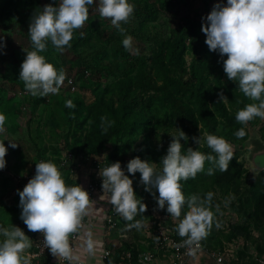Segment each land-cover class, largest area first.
<instances>
[{
    "label": "rangeland",
    "instance_id": "374dc122",
    "mask_svg": "<svg viewBox=\"0 0 264 264\" xmlns=\"http://www.w3.org/2000/svg\"><path fill=\"white\" fill-rule=\"evenodd\" d=\"M57 2L58 0H0V43L4 45L0 48V113L6 116L5 132L0 134V140H4L8 149L5 156L6 167L0 169V226H18L28 237L29 230L20 219L22 209L19 207L17 190L22 191V187L18 180L30 174L37 160L44 159L61 166V157L68 149L81 158L96 152L114 163L126 158L127 164L131 159L139 157V151L144 148L141 141L146 131H149V142L167 154L171 135L178 134L180 127L170 118L169 101L159 91L148 89L141 78L150 77L149 65L153 52L171 35L172 30L185 26L186 43L191 47L186 54L187 62L201 50L204 54L201 53L199 62L207 70L211 66L217 70L220 62H223L218 52L209 50L205 43L206 35L201 28L213 7L217 3L226 5L227 0H129L135 5L134 14L122 27L126 29L127 35L133 37L135 51L132 52L125 50L122 45L124 36L111 25L110 20L100 17L96 0L90 6L89 19L84 27L74 33L71 47H66L61 53L48 41L46 50L40 53L57 70L63 68L66 72L59 94L33 97L19 79L26 51L33 49L28 33L29 24L36 10H42L49 3L55 6ZM81 31L84 33L83 37L79 35ZM192 34L196 36L194 44L191 43ZM114 46V49L122 46L116 54L113 53ZM98 48H103V51L95 56L89 55V52ZM115 58L118 59V66L114 72L97 71L91 67L86 69L84 66L89 61L108 68ZM126 76L133 78L132 87L137 97L134 107L143 109L149 121L144 126V131L137 132L133 140L127 135L110 137L100 145L96 144L94 149L90 142L97 137L91 133L89 121H83L78 110L84 105L90 106L95 101V94L105 93L107 96L105 86L110 85L118 90V81ZM69 78L73 80L74 90L68 86ZM67 100H72L75 108L66 107ZM253 102L243 93L231 101L223 102L222 112L217 114L216 133H207L197 128L194 133L187 135L186 142L181 141L183 153L191 147L205 154L215 155L205 140L202 139L199 146L192 139L203 138L206 134L223 137L232 145L234 157L227 171H220L206 161L204 171L199 172L194 179L180 181L186 197H203L208 192L214 194L213 227L206 238L212 240L214 249L219 247V251L226 254L225 264L258 262L264 250V169L256 170L249 159V152L258 146V141L261 140L264 144V119L256 117L246 125L236 121L237 112ZM242 127L246 134L243 138H237L234 133ZM9 141L17 143V147L11 148ZM158 160H152V163L157 164L156 170L160 172L163 166ZM210 167L214 168L213 175L207 174ZM59 170L69 186H76L69 179L68 170L63 167ZM130 177L137 199H142L147 205V211L138 213L134 221L122 220L123 217L118 215L114 227L108 228L105 247L116 250L114 246H118L121 249L119 253L122 249L123 252H130L129 264H145L138 261L139 254L143 252H151L157 257L153 263L148 264H160L159 256L163 260V254L168 257L166 249L160 248L162 243L158 230L167 236H173L177 233L180 221L170 217L166 207L164 210L158 208V191L155 188L152 192L145 191L139 172L130 174ZM217 207L219 211L216 210ZM186 212L187 207L182 210L180 219ZM135 220H143L145 226L140 230L129 229L128 224ZM217 223L219 228L216 227ZM235 225L237 226L234 227ZM234 233L238 236H233ZM2 240L3 236L0 235V241ZM200 258L197 264H214L213 259L203 253ZM253 258L256 260H252Z\"/></svg>",
    "mask_w": 264,
    "mask_h": 264
},
{
    "label": "clouds",
    "instance_id": "9594fccd",
    "mask_svg": "<svg viewBox=\"0 0 264 264\" xmlns=\"http://www.w3.org/2000/svg\"><path fill=\"white\" fill-rule=\"evenodd\" d=\"M94 3L96 0H58L55 6L49 3L42 10L35 11L28 32L33 49L25 50L27 54L19 74L26 91L33 97L59 94L66 72L63 68L57 70L40 53L46 50L48 41L61 53L66 47H71L74 33L84 27L89 19L90 6ZM134 10L135 5L129 0H98L97 3L100 17L109 19L111 25L124 36L122 45L129 52L135 51L133 37L126 34L122 24L129 22ZM201 30L206 35L205 43L209 50L218 52L223 60L228 80L237 82L239 90L254 101L237 112L236 121L246 125L256 117L264 119V0H227L226 5L217 3ZM79 35L83 37L84 33L81 31ZM3 47L0 43V48ZM225 56L227 59H223ZM219 100L227 101L223 92L219 93ZM65 105L75 108L72 100H67ZM100 119L101 128L107 133L115 121L106 116ZM5 121L6 116L0 113V134L5 132ZM245 134L243 127L234 133L237 138H243ZM171 137L167 154L160 162L163 166L160 172L156 170V163L143 161L139 157L127 163V172L141 174L145 191L152 192L153 188L158 191V198L153 193L158 208L164 210L166 207L170 217L180 221L176 231L181 238H185L180 246H186L189 254H195L200 248V241L207 237L213 227L214 194L208 192L203 197H186L180 181L194 179L204 171L206 161L220 171H227L234 153L232 145L225 138L214 134L192 139L199 146L201 140H205L215 155L191 147L183 153L181 141L186 142L188 136L181 129ZM9 146L15 149L17 143L9 141ZM7 150L4 140H0V169L6 167ZM60 167L62 165L51 161L36 163L34 177L22 191L17 190L19 207L22 209L20 219L30 232L43 235L44 249H48L53 257L69 264H79L82 257L95 256L102 247L90 230H84L83 220L89 215L94 201L81 186H69ZM207 174L213 175L214 168H208ZM100 176L103 192L110 193L111 205L126 221H134L138 213L147 211V205L141 198L137 199L133 180L125 174L119 161L101 170ZM185 207L187 212L180 219ZM216 210L219 211L218 207ZM144 226L143 220L128 224L129 229L140 230ZM216 227H220L219 223ZM0 235L3 236L0 241V264H31L34 255L28 250L32 247V240L20 227L0 226ZM73 235H78L81 241L79 249L71 243Z\"/></svg>",
    "mask_w": 264,
    "mask_h": 264
},
{
    "label": "trees",
    "instance_id": "16d2710c",
    "mask_svg": "<svg viewBox=\"0 0 264 264\" xmlns=\"http://www.w3.org/2000/svg\"><path fill=\"white\" fill-rule=\"evenodd\" d=\"M185 35V26H179L171 31V35L160 43L153 52L149 65L150 77H142L141 82H144L148 89L162 93L169 101L171 106L169 111L170 118L176 121L186 135L194 133L197 128L207 133H216L218 125L217 114L222 112L221 108L223 105V102L219 100V93L223 92L227 97V101H231L242 92L239 90L237 82L228 80L223 69V62H220V67L217 70L212 66L207 70L199 62L201 53L204 54L202 50L193 54L192 58L187 62L186 54L190 51L191 47L186 43ZM192 35L193 40L191 43L194 44L196 36ZM121 47L114 49V46L113 53L116 54ZM192 47L194 48V45ZM102 51L103 48H98L89 52V55L95 56ZM106 54L107 52L104 55ZM117 62L118 59L115 58L112 65L108 68L105 67L106 69L89 61L85 62L84 66L86 69L91 67L97 71L107 70L108 72H114L117 70ZM118 84L120 85L118 90L110 85L105 86V90L108 93L107 96L105 93L95 94V101L90 106L84 105L78 110V114L82 116L83 121H89L91 133L97 137L91 139L90 145L92 148L96 144L100 145L99 143L110 137L118 138L127 135L133 140L137 132H141L140 130L144 131V126L149 121L143 109H136L134 107L137 97L132 87L133 78L126 76L120 79ZM102 116L115 121L107 133H104L101 128L100 118ZM141 146L144 148L139 151V158L143 161L152 162V160L159 159L158 163H160L166 155V153L159 151L149 142V131L145 132ZM98 153L100 152L92 155ZM73 158L77 159L79 157L74 153ZM40 160L46 161L44 159ZM105 161L109 164L114 163L108 157L105 158ZM126 161L125 158L119 162L124 164ZM63 168L64 170H68L69 179L78 185L77 181L71 179L70 169L68 167ZM232 235L238 236L236 233ZM172 237L177 240L183 239L178 235V232ZM211 241V239L205 238L201 240V243L209 249L221 250L219 247L214 249V244ZM109 247H111L110 244ZM106 248L108 247L106 246ZM114 248L116 250L108 248L113 252H111L109 260L117 263H126L127 260L122 255L123 249L119 253L120 248L118 246H114ZM263 251L261 253H264Z\"/></svg>",
    "mask_w": 264,
    "mask_h": 264
},
{
    "label": "built area",
    "instance_id": "2783aa9c",
    "mask_svg": "<svg viewBox=\"0 0 264 264\" xmlns=\"http://www.w3.org/2000/svg\"><path fill=\"white\" fill-rule=\"evenodd\" d=\"M70 81V83H69ZM68 86L71 90L75 89L73 85L72 78L68 80ZM41 162V160H37L33 164V168L30 174L26 175L24 178H19L18 182L21 184L22 190L28 183V181L34 177L36 163ZM62 167H68L70 169V177L71 179L79 182L80 178L83 176L85 179L82 188L86 190L90 196V198L95 200H105L106 201V217H105V226L107 228L114 227L116 220L118 218V213L115 211V208L110 203V193H104L102 189V177L100 176V171L104 168L110 166L109 163L105 161V158L101 155V153L88 156L85 158H73V154L70 151L64 152L61 159ZM122 169L125 171L126 175L130 174L127 172V164H121ZM158 237L161 239L162 246L161 249H166L169 255L168 264H187L197 253H204L206 256L211 257L214 261V264H225V253L220 252L219 250H212L205 247L200 241V248L196 250L195 254H189V249L184 246H180L183 243V239L177 240L172 236L165 235L161 230H158ZM29 238L32 240V247L28 250L29 253L34 255V258L31 260V264H69L68 261L58 260L56 257H53L48 249H44L43 243V235L39 232H29ZM77 239L78 235H73L70 240L72 245L77 248ZM44 249L43 252L41 250ZM124 259L127 260L124 262H114L109 260L111 256V251L105 247L104 243H102V250L98 254V264H129L131 261V253L128 251H124L122 253ZM157 257L151 252H143L139 254L138 261L148 264L153 263ZM79 264H85L83 258L79 262Z\"/></svg>",
    "mask_w": 264,
    "mask_h": 264
},
{
    "label": "crops",
    "instance_id": "0c3cea01",
    "mask_svg": "<svg viewBox=\"0 0 264 264\" xmlns=\"http://www.w3.org/2000/svg\"><path fill=\"white\" fill-rule=\"evenodd\" d=\"M79 182L81 183L80 186L82 187V185L85 182V179L83 176L80 178ZM106 204L107 203L105 200H100V199L95 200L92 204L89 215L86 216L83 220L84 230H90L93 233L94 238L99 240L101 244L104 243V245H105L106 237L109 232V229L105 226V221H104L106 217ZM76 244H77V249H79L81 246V241L79 240V238L77 239ZM101 250H102V247H100L97 250L95 256L82 257L85 264H98L99 263L98 254L101 252ZM166 255L168 258H166L165 254H163L164 260L161 259L160 256L158 257L159 259L158 261L160 262V264L163 262L165 264H168L170 254L167 252ZM200 257H202L201 252L197 253L187 264H197L198 260H201ZM254 259L256 260V258H253L252 260ZM250 264H264V253H262L261 256L258 258V262H251Z\"/></svg>",
    "mask_w": 264,
    "mask_h": 264
},
{
    "label": "water",
    "instance_id": "95a60500",
    "mask_svg": "<svg viewBox=\"0 0 264 264\" xmlns=\"http://www.w3.org/2000/svg\"><path fill=\"white\" fill-rule=\"evenodd\" d=\"M249 159L256 170L264 169V144L258 141V146L249 152Z\"/></svg>",
    "mask_w": 264,
    "mask_h": 264
}]
</instances>
